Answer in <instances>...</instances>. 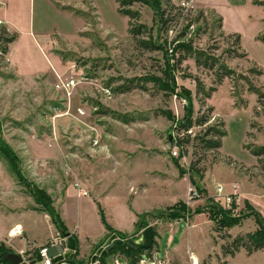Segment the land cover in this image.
Listing matches in <instances>:
<instances>
[{
	"label": "rangeland",
	"instance_id": "1",
	"mask_svg": "<svg viewBox=\"0 0 264 264\" xmlns=\"http://www.w3.org/2000/svg\"><path fill=\"white\" fill-rule=\"evenodd\" d=\"M146 1L130 7L139 15L132 23L145 26L141 37L130 34L129 18L119 14L116 0L1 1L0 31L16 37L7 54L0 52V149L4 144L10 153L7 160L0 151L3 249L32 257L59 237L47 207L68 223L80 213L84 230L96 236L102 225L93 201L114 222V209L122 201L129 205L138 197L143 205H159V210L141 214L146 228L157 232L174 222L167 216L179 203L190 209L182 220L204 214L192 230L196 251L170 264H192L198 254L199 264H225L222 246L245 235L240 233L257 230L254 212L264 222V155L250 153L264 146V104L240 78L247 77L264 92V43L257 40L264 33L263 7L240 6V23L222 11L225 23L219 27L216 13L188 0ZM6 14L15 31L1 21ZM237 25L243 35L239 50L232 34H226ZM149 35L160 50L140 45ZM183 41L219 58L236 75L218 85L214 71L196 66L193 58L176 65L173 48ZM232 49L247 56L229 57ZM71 79L75 86L69 88ZM196 79L206 90L215 87L210 98L197 92ZM187 117L208 121L185 132L180 125ZM209 127L226 132L220 149L203 148L199 137ZM174 146L177 157L172 155ZM217 186L231 195L235 208L221 206ZM190 187L198 195L191 200ZM211 205L242 217V228L217 230L208 214ZM198 209L202 213L194 214ZM144 229L134 237L135 231L120 233L138 239ZM175 229L181 244L184 223ZM127 239L107 232L92 256ZM114 240L122 243L112 245ZM158 247V242L152 246L151 257L166 261L165 248ZM231 264H264V252L248 259L239 254Z\"/></svg>",
	"mask_w": 264,
	"mask_h": 264
},
{
	"label": "trees",
	"instance_id": "2",
	"mask_svg": "<svg viewBox=\"0 0 264 264\" xmlns=\"http://www.w3.org/2000/svg\"><path fill=\"white\" fill-rule=\"evenodd\" d=\"M171 1L172 0H166V2L168 4ZM138 2L146 4L147 1L146 0H116V3L119 4V9H118L119 14L129 18V26H130L129 32L134 37H141L143 34H146L144 25L138 24V23H132V21L136 22L138 20L139 15L136 11L131 10L130 7L133 4L138 3ZM252 3H253V5L262 6L264 9V1L252 0ZM161 15H162V18H164L163 17L164 12ZM162 21L165 22L166 20L162 19ZM218 22H219V27H221V25H222L221 24L222 23L221 17L218 18ZM6 33L7 32L5 31V29L1 28V31H0V52L3 54H7V52H8L7 45L9 43H12L16 38L15 35H12L10 37H5ZM229 37L234 38V45L236 46V49L239 50L240 49V36L238 34H232ZM257 40L264 43V33L259 34L257 36ZM139 42H140V45L143 48H145L146 50H149V51L160 50V47L152 41V38L150 35L148 36L147 41H144V39L143 40L141 39ZM236 49L229 50V55H230L229 57L233 56V57H244L245 58L247 56L246 53H236L237 52ZM172 53L176 55V65H177V63L181 64V62H183V60H185L186 58H193L196 66L214 71L215 83L218 85L221 84V82L224 78H229L231 76L236 75V72L232 69H229L225 64L220 62L219 58H216L212 54H210V53L208 54L207 52H205L203 50L194 49V47H192V44L190 41L189 42L183 41V42L177 43V45L174 46ZM177 55H178V57H177ZM250 72L254 73L257 76H261L263 74L262 71H259V70L258 71L252 70ZM237 76L239 77V75H237ZM240 78L244 79V81L247 85L248 92L255 94L257 96V102L259 104H264V92H262L261 89L255 87L247 77L240 76ZM195 81H196V85H197V92L199 94H201L203 99L210 98L211 94L216 90L215 87H211L210 89L206 90L204 85L200 81H198L197 79ZM207 121L208 120L205 117L201 118V119H195L194 121L192 119H190V117H187V119H185L183 121V123L180 125V129L187 132L194 126V124L200 126V125L206 124ZM208 135H211L212 138L207 139L206 137ZM225 136H226V132L224 130L215 129L214 127H209V128H207L205 134L201 135L199 138H200V140H201L200 142L203 144V148L205 150H217V149L221 148V146H222L221 139ZM213 138H215V139H213ZM0 151H2L1 155L2 156L5 155L4 157H6V159L8 160L10 153L7 152V148L4 144L1 145ZM250 153L257 158H260L261 156L264 155V146L258 147L256 149H251ZM13 160H16V159L14 158ZM232 207L235 208V204H232ZM98 210H99L101 222L109 234L110 233H116L121 239H127L128 237H130V236H126L125 234H121L120 232L112 229L109 226V224L106 222L103 211L99 205H98ZM201 210L202 209L196 210L194 212V214L202 213ZM45 211L47 212L48 216L50 217L51 222L54 225L55 229L57 230L58 234L61 237H63V235L65 233H67V229L64 226L63 221H61L59 215L56 214L54 212V209H52L51 207H47V209H45ZM187 211L189 212L190 209L187 208L185 206V204L179 203L178 206H175L174 208L171 209L167 218L171 219V220H177L178 218L181 219L184 217V212H187ZM208 214L210 215L212 220H215L217 230L233 228L234 226L239 225L241 220L243 219L242 217L231 216V213L229 211L222 210L217 205H211V207L208 208ZM218 216H219V218H216ZM253 216L255 219V223L257 225V230L253 233H248V234H245L243 236L237 237L236 239H234L230 243V245H223L222 246V255L223 256L233 257L235 255V253H237L239 251L240 248H243L247 252V254H252L254 252L264 250V222L258 213L254 212ZM146 226H147V224H145L143 222V215H140L138 217V221L136 223L135 232L133 235H131V237H134L138 232H140L142 229L146 228ZM154 237H155V230H154ZM227 237H229V236H227ZM74 241H75V243H77L75 237H74ZM155 244H156L155 241H153L152 246H155ZM3 247H4V245H0V248L2 249V250H0V255L5 253V252H11V251H8L7 249H3ZM151 250H152V247H150L149 249L135 250V249L131 248L129 245L124 243L122 245L114 246L112 248V250H110V252H108L107 256H109L110 254L115 255V253L117 252V253L123 255L128 260L129 264H136L143 254L151 256V254H150ZM37 252H35L32 255V257H31L32 259L36 257ZM76 255H77V251L75 249V252L67 260V262L69 264H84L83 261L77 260L75 258ZM107 256L100 258V264H104L105 258ZM4 264H10V263L5 262Z\"/></svg>",
	"mask_w": 264,
	"mask_h": 264
},
{
	"label": "crops",
	"instance_id": "3",
	"mask_svg": "<svg viewBox=\"0 0 264 264\" xmlns=\"http://www.w3.org/2000/svg\"><path fill=\"white\" fill-rule=\"evenodd\" d=\"M3 1L5 3V0H3ZM188 1L190 3L200 5L204 8L211 9L214 13H216L219 17L222 18V26H224V23H225V18L223 16L224 14L222 11H226L227 13H230L234 18H236V20H238V23H240L242 18L240 17L241 11H240L239 7L240 6H248L249 4L253 5L251 3V0H188ZM1 21L8 28L15 31L16 25L14 24L13 21H11V19L9 18V15L6 14V16H1ZM238 26L239 25L234 26L235 29L232 30L233 33H230V32H227V33L225 32V33L226 34H238V35H240V41L242 43L243 35H242L241 31L237 28ZM256 35H258V34H256ZM205 188L207 190V187H205ZM73 193H74V191H73ZM242 197L241 196H239V198L237 197V199H238L237 202L241 201ZM136 198H138V197H135V199L132 200V202L129 205L127 203H124L123 201L121 202L120 205H117V207L114 209V210H116L115 215H117V216L114 215L115 222L105 215L106 222L115 231L125 233L128 235L132 234L136 229V223L138 221L139 215L144 214V213H148V212L152 211L154 208L157 210H159V208H160L159 205H157V206H154L153 204L152 205L151 204L150 205H143L141 202L136 201ZM92 201H93V199H92ZM93 202L96 205L97 214L99 215V222L102 225V231H100L96 236H92L84 230V228L82 226L83 217L80 215V213L78 214L77 219H75L72 223L66 222L64 216L61 214V218L63 220L64 226L67 229V232L71 233V236L73 237V239L75 237V239L77 241V244H78V252L77 253L78 254L76 256V259L83 261V262H89L90 258L93 255V253H92L93 248L107 238V231L101 222V218H100V214H99V210H98V204L95 201H93ZM139 203H141V204H139ZM99 205H100V208H102V204L100 203ZM251 206L254 209H257L255 207L256 206L255 204L251 203ZM260 212L262 213V211H260ZM201 215H204V214H201ZM201 215L193 216L194 220H192V221L189 219H188V221H185L182 219L174 220V222L168 224V226L161 227L162 230H160V232L155 231L154 241L157 240L156 242H158V244H159L158 249L162 248V247L165 248L162 258H165L168 264H170L171 260H172V262H174V260H178L179 257L184 258L187 255L188 251L192 252L195 250L192 246V243H191L192 230H194L196 228V225H198V221H197L198 219L197 218L201 217ZM118 218H121V219L123 218L124 221L119 222V221H117ZM181 222L184 223V225H185V230L180 236V240H181L182 245L180 244V242H176V238H175V231H176L175 227ZM207 223L211 224L209 221ZM243 225L244 224H242L240 227H239V225L235 226L233 228H230V230L233 231V229H241ZM254 228L255 227H253V229ZM52 230H55V228L53 226H52ZM231 231H230V233H231ZM255 231H256V229L254 230V232ZM246 233L247 232L240 233V234H246ZM187 234H189L188 235L189 238H188ZM235 235H237V234H235ZM183 246H184V252H183ZM261 251L264 252V250H261ZM257 252H260V251H257ZM257 252H254L252 254H247L245 250L241 249L237 253H235V255L233 257H230V256H224L223 257L221 255L222 258L221 257L220 258L223 260L222 262H225V264H231L232 260H234L236 258V256H238L239 254L245 255V258L248 259L249 257H253V255ZM218 254H221V253L219 252ZM144 255H146V254H143L142 256H144ZM199 256H200V254H198L196 256L194 255L191 258L192 264H199V259H198ZM195 260H197V262ZM107 261H108L107 264H114L115 261H117L116 264H129L128 260L123 255H121L119 253L110 256L107 259Z\"/></svg>",
	"mask_w": 264,
	"mask_h": 264
},
{
	"label": "built area",
	"instance_id": "4",
	"mask_svg": "<svg viewBox=\"0 0 264 264\" xmlns=\"http://www.w3.org/2000/svg\"><path fill=\"white\" fill-rule=\"evenodd\" d=\"M1 1L3 0H0V4H1ZM69 88L72 86L74 87L75 86V80L74 79H71V81L69 82V84L67 85ZM172 155L174 157H177L178 156V150H177V146H174V150L172 151ZM82 195H84V193L82 192ZM215 196L217 197V199L219 200V198L222 199V201L220 202L221 206L223 208H230L231 207V204H232V197L231 195H228V194H225L223 192V189L222 187L220 186H217V189H216V193H215ZM195 197H198L197 195V191H196V188H193V187H190L189 188V192H188V198L189 200L195 198ZM61 246L63 248V252L62 254H57L56 256H53L52 258H50L48 256V250L49 248L51 247H54V246ZM66 248H65V238L63 237H57V238H53L51 241H49L47 244H45L44 246H42L37 254H36V257L35 258H31V256H27V258H25L23 255H21L22 257V263L21 264H69L67 262L66 259L62 258L61 261H58L56 263H52V260L55 258V257H58V256H63V254L66 252ZM157 254V253H156ZM73 255V254H72ZM100 254L98 255H94L96 256L95 260L92 261V257L90 258V261L88 264H100ZM37 256L40 257V261H37ZM152 256V254H151ZM151 256H148V255H144L142 256L138 262L136 264H168L166 261L164 260H158L156 257H151ZM34 262V263H33ZM117 261L114 262V264H116Z\"/></svg>",
	"mask_w": 264,
	"mask_h": 264
},
{
	"label": "water",
	"instance_id": "5",
	"mask_svg": "<svg viewBox=\"0 0 264 264\" xmlns=\"http://www.w3.org/2000/svg\"><path fill=\"white\" fill-rule=\"evenodd\" d=\"M63 238H65V248L66 252L63 254V256L55 257L52 260V263H56L58 261H61L62 258L68 260L74 250H75V241L70 233H65L63 235ZM111 240V238L109 239ZM154 241V229L151 226H148L145 228L138 239H127L126 244H128L131 248L138 250V249H149L152 247ZM109 242V241H108ZM106 242V245L108 244ZM122 243L121 240H114L112 242V245L120 244ZM112 247L110 245H107L104 249V251L101 252L99 255L100 257H104L105 254L111 249ZM63 248L61 246H54L49 248L48 250V256L52 258L53 256H56L57 254H62ZM96 256L92 257V261H94ZM37 261H40V257L37 256ZM5 262H9L10 264H21L22 263V257L19 254L13 253V252H5L0 255V264H4ZM34 263V262H33Z\"/></svg>",
	"mask_w": 264,
	"mask_h": 264
},
{
	"label": "bare ground",
	"instance_id": "6",
	"mask_svg": "<svg viewBox=\"0 0 264 264\" xmlns=\"http://www.w3.org/2000/svg\"><path fill=\"white\" fill-rule=\"evenodd\" d=\"M12 234V233H11ZM16 234V233H15ZM13 235V234H12ZM194 259V258H193ZM197 262V260H195Z\"/></svg>",
	"mask_w": 264,
	"mask_h": 264
}]
</instances>
